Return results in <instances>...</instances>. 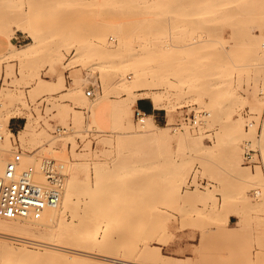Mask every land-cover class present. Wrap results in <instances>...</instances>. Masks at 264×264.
I'll return each instance as SVG.
<instances>
[{"label":"rangeland","instance_id":"rangeland-1","mask_svg":"<svg viewBox=\"0 0 264 264\" xmlns=\"http://www.w3.org/2000/svg\"><path fill=\"white\" fill-rule=\"evenodd\" d=\"M20 10L32 34L14 44L18 50L10 43L0 51V163L4 171L17 150L21 167L54 160L62 195L72 180L71 202L61 227L0 218V264L264 263V5L0 0V36L14 35L8 29L19 17L9 18L23 17ZM103 22L109 27L98 35ZM30 42L35 50L24 53ZM60 75L65 93L38 88L40 77ZM129 96L160 99L166 119L151 118L171 134L138 143L160 129L143 131L135 103L125 114L114 110ZM7 109L20 120L16 131L13 117L4 120ZM28 116L37 139L22 143L17 134ZM247 142L256 150L253 167L244 162ZM231 214L238 222L230 228ZM90 234L97 241L85 242Z\"/></svg>","mask_w":264,"mask_h":264},{"label":"bare ground","instance_id":"bare-ground-1","mask_svg":"<svg viewBox=\"0 0 264 264\" xmlns=\"http://www.w3.org/2000/svg\"><path fill=\"white\" fill-rule=\"evenodd\" d=\"M26 1V0H25ZM43 1V0H42ZM20 2H22V1H20ZM34 2V0H32V3ZM257 2L259 3L260 2V4L261 5H264V0H257ZM31 3V2H30ZM22 4V3H21ZM99 4V3H98ZM28 5V4H27ZM31 5V4H30ZM232 5V4H231ZM3 6V5H2ZM11 6V5H10ZM96 6V5H95ZM223 6V5H222ZM230 6V5H229ZM14 7V6H13ZM89 7V6H88ZM236 7V6H235ZM18 8V7H17ZM30 8H32V5L30 6ZM7 9V8H6ZM14 9H16V8H14ZM14 9H12V10H14ZM4 10H5V7H4ZM4 10H2V11H4ZM8 10V9H7ZM24 10V9H23ZM85 10H87V8H85ZM21 11L22 10H20V13H21ZM27 12H28V6H27V10H26ZM228 11V10H227ZM8 12H9V10H8ZM10 12H11V9H10ZM24 12V14L23 13H21L22 15H23V17L21 16H17L18 14L16 13V15H15V13L14 14H11L12 15V17H10L9 19L11 20L12 18H13V20L14 19H17L18 17V19L17 20H14V21H16L15 23H16V25H15V27L14 28H16V29H21V30H24V31H28L27 30V25H30V22H28V23H26L25 21H27L26 20V16L27 15H25V13L27 14V12H25V11H23ZM234 11H232V13H233ZM32 13V12H31ZM238 13V12H237ZM242 14V13H241ZM3 15V18H5L4 17V14H2ZM1 15V16H2ZM9 15V14H8ZM7 14L5 15L6 17L8 16ZM11 15H9V16H11ZM14 15V16H13ZM28 15H29V13H28ZM230 15V14H229ZM8 16V17H9ZM16 16V17H15ZM233 16H235L236 17V15H233ZM28 17H30V16H28ZM230 17H232V16H230ZM235 17H232V18H235ZM237 17H239V16H237ZM1 18V17H0ZM6 19V18H5ZM8 19V18H7ZM240 19H241V17H240ZM29 20V19H28ZM234 19H232V21H233ZM236 20H238L237 18H236ZM2 21H4V19H2ZM7 22H8V20H6ZM10 23V22H9ZM8 23V24H9ZM5 24V23H4ZM14 24V23H13ZM90 25V24H89ZM98 25H100V24H98ZM91 26V25H90ZM233 26H234V24H233ZM87 27V26H86ZM107 27H109V24L108 23H106V22H103L102 23V25L99 27V28H97V31H98V35H104V32H105V30H106V28ZM232 26H230V28H231ZM14 28H10V26H9V29H8V31L10 32V33H12V32H14ZM30 28H31V25H30ZM231 29H233V28H231ZM91 31H94V30H92V29H90ZM90 30H88L87 29V31H90ZM236 30L234 29V32H235ZM29 32V31H28ZM6 33V32H5ZM30 34H32L31 32H29ZM97 33V32H96ZM33 37V36H32ZM101 37H103V36H101ZM100 37V38H101ZM14 46V45H13ZM33 47L35 48L36 46H34L33 44H32V42L31 43H29V44H27L26 45V48H24L22 51L25 53V51L27 52V51H29L30 53H31V51L33 50ZM14 48H16L15 46H14ZM13 48V49H14ZM12 49V48H11ZM17 49V48H16ZM18 50V49H17ZM15 51L14 53H16V52H18V51ZM35 50V49H34ZM33 50V51H34ZM12 51H14V50H12ZM22 51H20V49H19V52L21 53ZM17 53L16 54V56L18 55V54H20V53ZM14 53H13V55H14ZM23 53V56H26L27 57V54H24ZM22 54V53H21ZM5 55V54H4ZM15 56V57H16ZM23 56H18L19 58H22ZM8 57H9V55H8ZM11 57L13 58L14 56H12V54H11ZM1 58V57H0ZM5 58H7V57H5ZM18 58V59H19ZM16 59V58H15ZM260 65H264L263 63H260ZM93 66V65H92ZM264 73V72H263ZM39 76V75H38ZM37 76V77H38ZM39 78V77H38ZM39 81H38V84H39V87L38 88H42V89H44L45 91H47L48 90V92L49 91H52L53 89H55V90H57V91H62V92H64L65 93V91H67L66 89H68L67 87V84H66V79H65V76L64 75H60V76H58L54 81H50V80H48V79H44V78H42V77H40L39 79H38ZM40 83H41V86H40ZM38 84H37V86H38ZM36 87V86H35ZM5 88V87H4ZM8 89V88H7ZM6 89V91H7V95H8V90ZM11 89V88H10ZM36 89V88H35ZM38 90V91H37ZM36 91L37 92H39V89H37ZM1 91V90H0ZM3 91V90H2ZM9 93H10V90H9ZM67 93V92H66ZM4 94V93H3ZM5 95H6V92H5ZM6 95V96H7ZM4 96V95H3ZM22 96L23 97H25V95L24 94H22ZM11 96L9 95V97H6L7 99L8 98H10ZM9 100V99H8ZM137 100V96H129V97H125L124 98V100H122V101H120L118 104H116V105H114L113 106V108H114V110H116V111H119L121 114L122 113H124L125 114V111L128 109V108H130V106L131 105H133L134 104V102ZM152 101L154 102V104H155V106L157 107V108H163L162 106V102L160 101V99H158V98H156V97H153L152 98ZM112 108V109H113ZM13 109V108H12ZM9 110V111H8ZM77 111V110H76ZM7 112H8V114H7V116H5V118H4V120H5V122L6 123H8V121H9V119L11 118V117H13V114H11V113H13L12 112V110H10V109H7ZM14 112H17L16 110H14ZM123 114V115H124ZM118 116H120V115H118ZM152 115H147V114H145L144 113V115L143 116H141V124H140V126L142 127V129H143V131L145 132V131H147L148 130V127L149 126H154V127H157V129H160L158 132H156V133H149V134H145V135H140V137L142 138H140L141 139V141H137L138 143H141V142H144V141H146V140H160V139H162V138H164V137H166L167 135H170L171 134V132L169 131V130H167L165 127H160V126H157L156 125V123L152 120ZM180 131V130H179ZM35 132H36V128H35V126H34V124H33V121H32V119H31V116H28V119H27V121H26V123H25V125L23 126V128L21 129V130H19V132H18V134H17V137H18V139L23 143V142H26V141H28V140H34L36 137V135H34L35 134ZM175 132V131H174ZM178 131H176V134H178V133H180V132H178ZM186 132H188V129H186ZM37 133V132H36ZM173 133V132H172ZM174 134V133H173ZM182 134V132L180 133V135ZM10 135H14V132H12L11 130H9V132H7V135H6V139H7V137H9ZM186 135V134H185ZM33 136H34V138H33ZM176 136H178V135H176ZM183 136V134L181 135V136H179V137H182ZM172 137V136H171ZM30 138H32V139H30ZM37 139V138H36ZM8 140V139H7ZM34 142H35V140H34ZM27 143V142H26ZM90 158V157H89ZM89 158L88 159H86V160H89ZM88 162V161H87ZM89 164V163H88ZM93 165V164H92ZM90 168V167H89ZM91 169H93L92 171H93V173H97V171H98V169L95 167V164H94V166H92V168ZM116 169H118V168H116ZM258 171V170H257ZM3 172V165L0 163V175H1V173ZM117 172L118 173H121V171L119 172L118 170H117ZM117 172H116V174H117ZM123 173V172H122ZM115 174V175H116ZM149 174V173H148ZM151 174V173H150ZM251 174H253V173H251ZM260 174V173H259ZM119 175V174H118ZM160 175V174H159ZM258 175V174H257ZM71 176H73L72 174H71ZM70 176V177H71ZM148 176V175H147ZM156 176H157V174H156ZM154 177V176H153ZM157 177H159V176H157ZM250 177H252V176H250ZM262 177V176H261ZM42 177H39L38 179L40 180V181H42L43 179H41ZM145 178H146V176H145ZM150 178H151V176H150ZM71 178L69 179V182H68V184H67V186H66V189H65V193H64V195H62L61 196V199H60V201H59V203L56 205V206H53V207H51V206H48V207H46L45 209H44V211H43V213H42V215L39 217L40 218V220L38 221V222H36V224L37 225H39V226H42V227H55V226H59V227H61L62 226V223H63V218H64V215H65V210H66V208H67V206L70 204V202H71V188H72V186H71ZM149 182H150V180H148ZM153 181V183H154V180H152ZM159 181H161L160 179H159ZM147 182V181H146ZM143 183H144V179H143ZM138 184V183H137ZM144 185V184H143ZM148 185V184H147ZM140 186H142V184L140 185ZM158 186V185H157ZM150 187V186H149ZM152 187H154L152 190H155V186L153 185ZM157 188H159V187H157ZM157 188H156V190H157ZM159 189H161V187L159 188ZM158 189V190H159ZM176 189V188H175ZM179 189V188H178ZM264 189V188H263ZM195 190V189H194ZM193 190V191H194ZM210 190V189H209ZM171 191H172V189H171ZM151 192V191H150ZM176 192H177V190H176ZM189 192V191H188ZM199 192V191H198ZM157 193V192H156ZM162 193V192H161ZM173 193V192H172ZM177 193H179V192H177ZM255 195H256V197L257 196H261L262 195V193H263V191H261V190H256L255 191ZM160 194V193H159ZM190 194V193H189ZM188 194V195H189ZM179 195V194H178ZM198 195V194H197ZM196 196V195H195ZM201 197V196H200ZM211 197V196H210ZM188 198V197H187ZM197 198V197H196ZM259 198V197H258ZM186 199V198H185ZM191 199H193V198H191ZM264 200V199H263ZM262 200V201H263ZM183 201V200H182ZM190 201V200H189ZM196 201V200H195ZM208 201V200H207ZM217 201V200H216ZM197 202H199V201H197ZM201 202V201H200ZM191 203V202H190ZM212 203H214V202H212ZM203 204V203H202ZM205 204V203H204ZM203 204V205H204ZM208 204V203H207ZM224 204V203H223ZM222 204V205H223ZM185 206V205H184ZM207 206V205H206ZM211 206V205H210ZM216 206V205H215ZM203 207H205V205L203 206ZM217 207V206H216ZM216 207L214 208V209H216ZM224 207H225V205H224ZM194 208H197V207H194ZM199 208V207H198ZM206 208V207H205ZM211 208V207H210ZM219 208V207H218ZM227 208V207H226ZM213 209V210H214ZM222 209H224L225 210V208H222ZM198 210V209H197ZM197 210H195L196 211V213H197ZM202 211H203V208L201 209ZM212 209H210V211L209 212H212L211 211ZM205 211V210H204ZM219 211L221 212V209H219ZM223 211V210H222ZM226 211V210H225ZM218 212V209H217V211H215V213H217ZM219 212V213H220ZM230 212V211H229ZM226 213V212H225ZM224 212H223V214H225ZM204 214V213H203ZM206 214H207V212H206ZM213 214H214V212H213ZM213 214H211L210 215V217L213 215ZM228 214V213H227ZM200 215H202L201 213L200 214H198L197 213V216L198 217H200ZM205 215V214H204ZM196 215H195V218L197 217ZM208 216V215H207ZM206 216V217H207ZM214 216V215H213ZM216 216V215H215ZM228 216V215H227ZM230 216V215H229ZM229 216L228 217H226L227 218V222L229 221ZM204 217V216H203ZM217 217H219V216H217ZM222 217V216H221ZM17 218H32V219H38V218H33V217H31V216H24V217H17ZM17 218H5V219H17ZM204 219H205V217H204ZM193 219H191V221H192ZM202 220V219H201ZM195 221V220H194ZM198 222V221H197ZM8 224L6 223V225H5V222H1V226L3 227V226H7ZM94 226H96V228H97V225H94ZM61 233V232H60ZM95 234H96V232H95ZM97 237V236H96ZM96 237H95V235H92V234H90V235H86V238L84 239V241L85 242H92V241H97L96 240ZM149 243V242H148ZM51 248V254H54V255H56V254H60L59 253V251L61 252V250L62 249H60L59 247H55V246H51L50 247ZM159 256V255H158ZM161 257V256H160ZM115 259V258H114ZM113 259V260H114ZM116 262H118V263H120V264H131V263H129V262H127V261H125V260H116ZM35 264V263H34ZM36 264H39V263H36Z\"/></svg>","mask_w":264,"mask_h":264},{"label":"built area","instance_id":"built-area-1","mask_svg":"<svg viewBox=\"0 0 264 264\" xmlns=\"http://www.w3.org/2000/svg\"><path fill=\"white\" fill-rule=\"evenodd\" d=\"M86 96L93 98L94 91L88 89ZM142 116L144 112L138 111ZM194 122L196 120L194 119ZM247 142L244 162L255 166L256 150ZM22 151L17 150L7 161L0 175V218L31 216L39 218L48 206H56L64 189V174L52 159H42L39 165L21 167ZM42 177V181L38 178ZM264 264V263H261Z\"/></svg>","mask_w":264,"mask_h":264},{"label":"crops","instance_id":"crops-1","mask_svg":"<svg viewBox=\"0 0 264 264\" xmlns=\"http://www.w3.org/2000/svg\"><path fill=\"white\" fill-rule=\"evenodd\" d=\"M14 32H12L14 33V35L11 38L0 36V51L2 49H5V47L9 46L10 43L13 46L16 43L22 42L26 40L27 38H29L27 31H24L21 29L18 30L14 28ZM134 103H135L134 106H136V109L138 111L144 112L147 115H152L154 121L160 122L166 119L165 114L163 113L162 109L157 108L154 102L146 98V96L137 97V100ZM19 122L20 120L18 118H15V117L11 118L9 121V129L11 130L15 129L16 131V129L19 126ZM237 219H238V216L235 214H231L229 216L228 225L230 228L233 222H236V223L238 222Z\"/></svg>","mask_w":264,"mask_h":264}]
</instances>
